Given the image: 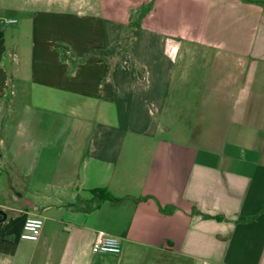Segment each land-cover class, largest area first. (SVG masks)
Wrapping results in <instances>:
<instances>
[{"label":"crops","instance_id":"1","mask_svg":"<svg viewBox=\"0 0 264 264\" xmlns=\"http://www.w3.org/2000/svg\"><path fill=\"white\" fill-rule=\"evenodd\" d=\"M198 2L183 45L122 64L108 30L36 18L28 118L1 143L0 264H264V0ZM100 230L121 254L92 252Z\"/></svg>","mask_w":264,"mask_h":264},{"label":"rangeland","instance_id":"2","mask_svg":"<svg viewBox=\"0 0 264 264\" xmlns=\"http://www.w3.org/2000/svg\"><path fill=\"white\" fill-rule=\"evenodd\" d=\"M0 0V41L7 50L0 65V77L8 73V97L0 100V150L23 131L26 107L30 104L32 42L34 21L51 15L50 23L63 29L89 33L97 27L111 33V44L117 46L116 60L133 61L139 51L150 44L183 45V32L197 33L198 0ZM86 12L92 19L77 27L76 15ZM63 14L62 19L58 15ZM15 20V23H9ZM78 22H81L79 20ZM49 23V22H48ZM192 28V31H188ZM16 36L18 40L13 38ZM94 40L91 38V41ZM14 41H17L14 42ZM16 43V44H15ZM196 44V43H195ZM194 44V45H195ZM181 64V62H177ZM36 123L47 117L32 114ZM2 130V132H1ZM21 133V132H20ZM9 166L0 163V186L8 179Z\"/></svg>","mask_w":264,"mask_h":264},{"label":"built area","instance_id":"3","mask_svg":"<svg viewBox=\"0 0 264 264\" xmlns=\"http://www.w3.org/2000/svg\"><path fill=\"white\" fill-rule=\"evenodd\" d=\"M15 20L9 23H15ZM44 226V219L39 216L28 217L25 220L21 239L28 242H37ZM92 252L109 253L119 255L122 252L121 240L118 237L107 234L100 230L97 232L95 240L92 245ZM202 264H211L209 261H204Z\"/></svg>","mask_w":264,"mask_h":264},{"label":"trees","instance_id":"4","mask_svg":"<svg viewBox=\"0 0 264 264\" xmlns=\"http://www.w3.org/2000/svg\"><path fill=\"white\" fill-rule=\"evenodd\" d=\"M92 193L96 197V199L101 202L104 200H116L107 189L105 188H96L92 190Z\"/></svg>","mask_w":264,"mask_h":264}]
</instances>
